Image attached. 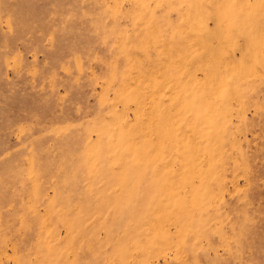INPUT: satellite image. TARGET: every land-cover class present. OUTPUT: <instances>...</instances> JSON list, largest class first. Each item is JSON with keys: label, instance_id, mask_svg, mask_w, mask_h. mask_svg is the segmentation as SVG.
Segmentation results:
<instances>
[{"label": "rangeland", "instance_id": "374dc122", "mask_svg": "<svg viewBox=\"0 0 264 264\" xmlns=\"http://www.w3.org/2000/svg\"><path fill=\"white\" fill-rule=\"evenodd\" d=\"M0 264H264V0H0Z\"/></svg>", "mask_w": 264, "mask_h": 264}]
</instances>
